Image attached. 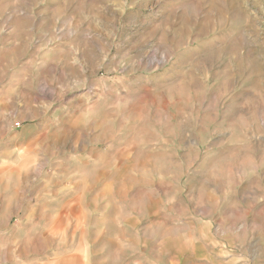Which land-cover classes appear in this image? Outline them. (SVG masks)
<instances>
[{
  "label": "rangeland",
  "instance_id": "374dc122",
  "mask_svg": "<svg viewBox=\"0 0 264 264\" xmlns=\"http://www.w3.org/2000/svg\"><path fill=\"white\" fill-rule=\"evenodd\" d=\"M0 264H264V0H0Z\"/></svg>",
  "mask_w": 264,
  "mask_h": 264
}]
</instances>
